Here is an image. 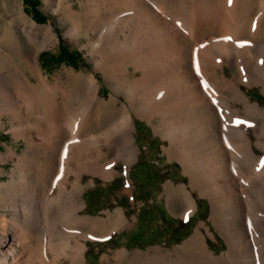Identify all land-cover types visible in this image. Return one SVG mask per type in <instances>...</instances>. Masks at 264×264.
<instances>
[{"label": "bare ground", "instance_id": "obj_1", "mask_svg": "<svg viewBox=\"0 0 264 264\" xmlns=\"http://www.w3.org/2000/svg\"><path fill=\"white\" fill-rule=\"evenodd\" d=\"M43 1L72 46L82 42L93 69L65 68L49 79L32 54L55 46L58 34L22 8L32 51L15 31L0 36L35 78L5 70L10 54L0 56V125L9 115L10 131L24 141L22 153L9 146L0 154L13 162L0 181V264H86L88 240L130 223L121 205L84 212L83 193L85 174L92 183L120 173L131 182L135 118L151 124L187 176L164 184L168 206L188 216L196 192L208 199V219L172 249L118 247L101 260L264 264V103L248 93L264 92V0ZM215 232L226 245L218 253L208 246Z\"/></svg>", "mask_w": 264, "mask_h": 264}, {"label": "rangeland", "instance_id": "obj_2", "mask_svg": "<svg viewBox=\"0 0 264 264\" xmlns=\"http://www.w3.org/2000/svg\"><path fill=\"white\" fill-rule=\"evenodd\" d=\"M32 3H36L38 10L46 15L44 21L37 19L36 15L33 16ZM20 8H22L23 15L30 16L38 25L52 23L58 34V42L55 46L42 48L37 53L33 52L32 54L38 57L39 64L49 79H54L65 68H73L76 71L84 70L85 72L93 69L91 57L87 50L82 47V42L72 46L70 37L64 33V25L58 20L52 8L45 6L43 0H0V36L8 30L15 31L21 41L22 50L32 51L20 27V18L22 17ZM62 47H66L69 52L73 53L72 57L75 58V61H71L69 56L66 57L69 60L57 59ZM5 53L10 54L8 63H6L7 66H4L5 70L13 68L18 73L28 76L32 81L35 80L34 77H30L29 68L21 61L18 48L7 49L0 46V56ZM100 93L103 96L109 95L110 88L106 83L101 84ZM248 93L252 100L257 99L260 103H264V92L260 87L254 86L248 90ZM1 117L0 114V119ZM2 119L4 123L0 125V154H4L9 146L13 147L17 153H22L24 141L22 138L14 137L10 131L9 115L5 114ZM135 124L136 143L140 151L138 158L132 162L128 173L131 182L125 181L127 175L124 173L106 180L95 176L93 183L90 181V174L84 176V183H86V189L83 193L86 203L84 212L103 214L106 209L113 210L116 206L121 205L126 208V213L130 219L128 225L109 237L88 240L86 264H119L116 259L111 257L108 260H101L102 253H111L118 247H126L129 250L148 249L156 246L172 249L192 233L195 226L199 225L200 220L207 221L208 219V199L198 196L196 192L193 194L198 206L192 214L181 216L172 210V207L175 209L176 205L168 206L164 184L169 179L174 183L185 182L187 176L183 173L178 160L169 159L163 149L166 141L154 132L151 124L140 118H135ZM255 150L259 152L258 149L255 148ZM12 163L10 159L6 162L0 160V181L8 178V170L13 165ZM117 168L121 169V164H118ZM124 187L127 188L126 191L123 190ZM130 187L132 194L128 190ZM47 200L50 201L48 198ZM201 228L206 231L203 226ZM215 236V239L212 240L207 235L208 246L213 252L218 253L226 245L218 233Z\"/></svg>", "mask_w": 264, "mask_h": 264}, {"label": "trees", "instance_id": "obj_3", "mask_svg": "<svg viewBox=\"0 0 264 264\" xmlns=\"http://www.w3.org/2000/svg\"><path fill=\"white\" fill-rule=\"evenodd\" d=\"M36 6H37L36 3H32V9H33V12H34V15L33 16L36 15V18L37 19H39L41 21H44L46 19V15L44 13H42L40 10H38V8ZM61 49H62V51L57 55V59L58 60L68 59L66 57L69 56V59H71V61L72 60L75 61V58L72 57L73 53L69 52L66 47H62Z\"/></svg>", "mask_w": 264, "mask_h": 264}, {"label": "snow or ice", "instance_id": "obj_4", "mask_svg": "<svg viewBox=\"0 0 264 264\" xmlns=\"http://www.w3.org/2000/svg\"><path fill=\"white\" fill-rule=\"evenodd\" d=\"M229 3H231V0H229ZM227 39H230V37ZM237 123H239V121H237ZM262 164H264V161H262ZM109 167H111V166H109Z\"/></svg>", "mask_w": 264, "mask_h": 264}]
</instances>
